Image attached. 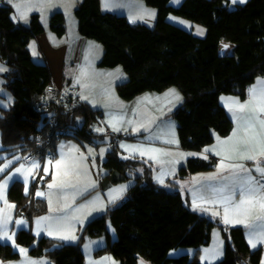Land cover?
Listing matches in <instances>:
<instances>
[{
  "label": "trees",
  "instance_id": "trees-1",
  "mask_svg": "<svg viewBox=\"0 0 264 264\" xmlns=\"http://www.w3.org/2000/svg\"><path fill=\"white\" fill-rule=\"evenodd\" d=\"M145 1L158 10L153 27L132 23L126 15L102 11L100 0H83L75 9L78 31L103 44L100 66L122 65L127 72L128 80L116 86L122 99L128 101L145 91L177 87L184 101L167 116L178 121L181 146L201 150L232 131L233 120L221 104V96L234 94L244 100L254 80L264 76V0L235 4L232 11L230 0H184L179 7H173L171 0ZM170 13L204 25L206 34L198 36L169 22ZM30 21L29 25L19 24L14 9L0 5V57L10 66L6 76L14 96L12 106L2 109L1 140L5 150H20L43 161L48 155H57L61 138L93 142L106 134L94 132L93 125L101 121L103 111L88 103L67 114L47 115L39 108V100L54 79L49 65L36 62L29 49L32 38L42 34L45 26L38 14H33ZM50 24L57 35L66 33L63 12H55ZM222 43L227 47L220 56ZM62 127L68 130L61 131ZM103 164L106 177L117 169L127 179L132 177L134 184L125 201L112 203L85 227L84 233L91 236L106 233L107 244L97 254L112 253L121 264H138L142 258L150 264H204L198 254L174 258L170 252L180 246L199 248L209 244L213 229L218 228L226 247L224 258L217 264H261L262 250L251 248L244 226L224 225L196 211L188 191H171L156 182L151 162L124 155L113 140ZM215 165L214 158H191L168 185L178 186L177 180L212 170ZM47 179L51 175L45 181L40 177L32 181L29 190L22 180L11 184L9 198L16 204V215L32 222L48 212L47 200L37 195ZM108 221L115 229V240L107 231ZM82 239L65 243L47 236L38 238L32 228L20 229L16 234V242L30 247L31 255L48 256L56 264H84ZM19 257L12 245L0 242L2 260Z\"/></svg>",
  "mask_w": 264,
  "mask_h": 264
},
{
  "label": "rangeland",
  "instance_id": "rangeland-1",
  "mask_svg": "<svg viewBox=\"0 0 264 264\" xmlns=\"http://www.w3.org/2000/svg\"><path fill=\"white\" fill-rule=\"evenodd\" d=\"M82 1L49 0L47 3L40 4L37 10L36 14L39 15L42 24L49 28L51 16L58 11L64 13L66 33L61 40L64 43L63 45L71 44L74 35L78 33V20L75 9ZM183 1L171 0L170 3L173 7H179ZM101 9L104 12L126 15L132 23L146 24L150 27L156 25L158 18L157 8L148 5L145 0H102ZM20 15L23 17L22 14ZM167 20L194 32L198 36H204L207 31L204 25L175 13H170ZM30 22L28 20L23 25H29ZM18 23L22 24V22ZM52 33L58 39H61L62 36L57 35L55 32ZM77 37L82 36L78 35ZM83 41L89 43V46L83 49L85 52L84 60L82 63H75V66L71 65L69 77L73 78L74 84L78 87L77 94L81 97H87L94 109L100 110L101 108V111L104 110H102V107L107 109V119L108 116H115L116 114L114 111L110 112V107L119 110L115 117L118 118V125L120 126L123 119H126L129 115V112L119 113L123 109V104L117 101L125 102L126 100L119 96L116 86L128 80V74L122 65L116 67L100 66L99 62L104 55L103 44L87 37H84ZM33 59L36 62L40 61L37 56H33ZM0 68L5 69V71H0L1 117L2 109H9L12 106L14 96L8 87L9 81L6 76L10 71V66L1 57ZM76 69L77 72L75 73ZM171 89L178 88L172 86ZM132 107L136 108L139 105L133 104ZM51 114L50 112L49 115ZM140 120L139 114L135 123L136 126L140 123ZM105 128L104 124L99 121L93 125L95 133L106 134L103 139H97L93 142L71 137L61 138L57 145V155L55 157L48 155L43 161L34 157L30 158L29 154H24L20 150L14 152L5 150L0 129V168L9 161L12 162L8 168L0 172V242L12 245L20 254L18 259L9 261L0 258V264H56L48 256L36 257L31 255L30 247L16 242L17 232L20 229L29 228H32L38 238L47 236L65 243H79L83 236L81 246L85 255L84 264H121L120 260L112 253H96L99 248L107 244L105 232L99 236L84 233L88 223L106 212L112 203L118 205L125 201L128 198V190L134 184L132 177L120 180L111 186L107 184L105 180L107 169L103 163L107 159L111 142L115 141L120 133L116 131L111 133L110 128L109 130L106 128L107 131ZM135 129L137 130V127ZM34 164L39 165V167H33ZM17 168L21 169L23 175L16 173ZM49 175H51V179H47L46 186L40 187L37 191V193H43V195H38L39 197L47 200L48 212L37 216L32 222L24 216L16 215V204L9 198L11 184L15 180H22L26 185V189L29 190L32 181L39 177L45 181L44 179ZM9 176L12 179H9ZM25 176L27 177L26 181ZM5 182H7L6 187ZM49 184L55 186L49 188ZM18 221L24 223L21 224ZM244 226L246 225L244 224ZM215 229L209 244L199 248L180 246L173 249L170 256L175 258L182 254H189L194 257L195 254H198L202 263L217 264L224 258L226 240L222 231L218 228ZM107 231L111 234L112 240H115L116 232L110 221L107 223ZM65 236L69 238L63 239ZM97 257L103 258L96 260ZM140 261L149 263L143 258Z\"/></svg>",
  "mask_w": 264,
  "mask_h": 264
},
{
  "label": "crops",
  "instance_id": "crops-1",
  "mask_svg": "<svg viewBox=\"0 0 264 264\" xmlns=\"http://www.w3.org/2000/svg\"><path fill=\"white\" fill-rule=\"evenodd\" d=\"M48 1L0 0V3L10 5L15 11V20L23 24L38 12L40 4ZM100 1L102 8V0ZM230 1L244 4L248 0ZM52 32L46 26L42 34L32 38L29 45L32 57L37 56L39 62H46L49 65L54 83L72 85L81 102L92 106L87 97L77 94L78 87L74 84L73 78L69 77L71 65L83 62L85 56L83 49L88 47L89 43L83 41L84 36L78 31L79 34L74 35L71 44L63 45L61 41L63 36L58 39ZM78 35L83 38L77 37ZM171 87L161 92L145 91L125 102L117 101L123 104V109L119 113L129 112L120 126L118 118L115 117L119 110L110 107V112L114 111L116 114L108 116L107 119V109L102 107L104 110L100 123L108 130L110 128L111 133L116 131L122 135L116 137L115 143L124 155L139 157L153 164L157 183L171 191L175 189L188 191L190 202L196 211L224 225L245 224L248 243L253 250H262L261 264H264V207H261L264 204V186L260 183L264 174L258 171L264 169V155L261 154L264 152V124L261 123L264 121V112L260 111V107L264 106V76H258L254 80L244 100L234 94L221 96V104L233 120L232 131L227 136L218 137L201 150H188L180 144L178 121L167 115L183 103L184 96L179 89ZM133 104H138L139 107L133 108ZM241 104L245 105L243 111L239 108ZM139 114L141 120L136 126ZM191 158L204 160L214 158L216 165L212 170L177 180L178 186H169L168 181L176 178L181 167ZM225 217L229 223H225ZM215 230L214 228L212 233ZM101 258L103 257H97L96 260ZM138 264L150 263L139 261Z\"/></svg>",
  "mask_w": 264,
  "mask_h": 264
},
{
  "label": "built area",
  "instance_id": "built-area-1",
  "mask_svg": "<svg viewBox=\"0 0 264 264\" xmlns=\"http://www.w3.org/2000/svg\"><path fill=\"white\" fill-rule=\"evenodd\" d=\"M82 105L81 100L76 95L75 88L70 85H58L52 83L47 86L45 94L39 100L38 106L41 110L45 111V114H67ZM51 122L56 125L57 121L53 117ZM67 127H62L61 131H67ZM41 143V142H39ZM33 158V156H30ZM260 183L264 186V178L260 179Z\"/></svg>",
  "mask_w": 264,
  "mask_h": 264
},
{
  "label": "snow or ice",
  "instance_id": "snow-or-ice-1",
  "mask_svg": "<svg viewBox=\"0 0 264 264\" xmlns=\"http://www.w3.org/2000/svg\"><path fill=\"white\" fill-rule=\"evenodd\" d=\"M225 47H227V46H225ZM0 71H5V69H3V68H0ZM253 91V93L255 92V89H253L252 90ZM239 108H240V110L241 111H243V109L245 108V105L244 104H241V105H239ZM231 110V109H230ZM260 111L261 112H264V106H262V107H260ZM262 124H264V121H262L261 122ZM116 130H119V129H116ZM141 154H143V153H141ZM262 155H264V152H262L261 153ZM249 159H254V157H249ZM11 161H9L7 164H5L2 168H0V172H3L6 168H8L10 165H11ZM33 167H39V165H37V164H34L33 165ZM29 171H31V170H29ZM45 171H46V169H45ZM258 171H261L262 172V174H264V169H258ZM16 173H19V174H21V175H23V173H22V171H21V169L20 168H17L16 169ZM9 179H12V177L11 176H9ZM27 180V177L25 176V181ZM6 183L7 182H5V187H6ZM49 186V188H52V187H54L55 185L54 184H49L48 185ZM37 195H43V193H37ZM244 203V201L242 200L241 201V204H243ZM237 207H239V206H237ZM261 207H264V204H262L261 205ZM230 221L227 219V217H225V223H229ZM238 222H241V221H238ZM18 223H24L23 221H18ZM69 237H67V236H65V237H63V239H68ZM73 239L75 238V237H72ZM253 247H255V245H253Z\"/></svg>",
  "mask_w": 264,
  "mask_h": 264
},
{
  "label": "water",
  "instance_id": "water-1",
  "mask_svg": "<svg viewBox=\"0 0 264 264\" xmlns=\"http://www.w3.org/2000/svg\"><path fill=\"white\" fill-rule=\"evenodd\" d=\"M234 8H235V3H231L229 5V10L232 11ZM224 48H225V45L222 43L220 45V49H219L220 56L223 55ZM124 179H126V176L123 175L119 170L114 169V170L110 171L109 176H107L105 180H106L107 184H109L111 186L113 183H116V182H118L120 180H124Z\"/></svg>",
  "mask_w": 264,
  "mask_h": 264
}]
</instances>
